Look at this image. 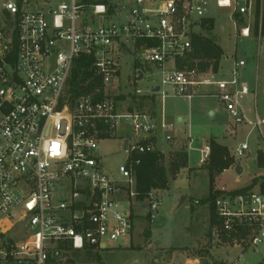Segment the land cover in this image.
Listing matches in <instances>:
<instances>
[{
  "label": "built area",
  "instance_id": "obj_1",
  "mask_svg": "<svg viewBox=\"0 0 264 264\" xmlns=\"http://www.w3.org/2000/svg\"><path fill=\"white\" fill-rule=\"evenodd\" d=\"M108 4L0 0V233L7 221L11 224L7 231L18 226L27 234L21 246L0 247V263H64L66 249L105 250L110 243L130 238L134 167L142 155L155 151L150 141L155 125L147 114L120 111L113 99L112 86L120 81L124 55L133 58L127 72L133 96L155 94L154 87L144 93L139 86L149 80L141 68L145 66L159 76L156 94L161 98L213 97L234 125L245 123L258 131L264 126L255 106L252 122L240 104L249 93L245 86L238 89L236 82L244 61L234 62L230 81L216 80L196 65H176L191 51V37L203 33V22L213 19L206 17L210 6L229 10L237 35L258 45L264 36V0ZM236 16L244 19L243 26L236 24ZM82 55L92 58L91 71L101 86L71 99L67 82L73 62ZM200 87L212 92L201 94ZM122 123L128 126L120 146L125 160L114 180L103 170L100 145L115 137ZM159 127L170 130L171 124L162 121ZM247 150L246 143L239 144L235 160ZM199 154L198 164L208 161L209 145ZM123 192L127 202L119 200ZM146 203L152 220L162 199L151 191ZM213 203V244L242 253H258L264 247V194L221 191ZM240 257L241 253L236 261Z\"/></svg>",
  "mask_w": 264,
  "mask_h": 264
},
{
  "label": "rangeland",
  "instance_id": "obj_2",
  "mask_svg": "<svg viewBox=\"0 0 264 264\" xmlns=\"http://www.w3.org/2000/svg\"><path fill=\"white\" fill-rule=\"evenodd\" d=\"M206 17L214 19V28L210 32V37L220 46L223 54L218 70L207 69L203 72L207 75L214 74L216 80L230 81L233 62L244 61L246 66L238 71L236 82L238 89L245 86L249 93L240 101L241 107L249 121L254 120V104H256L259 117L264 118L261 109L264 102V36L261 37L262 40L258 45L239 37L229 18V10L226 9L218 10L210 6ZM235 18L238 26L245 24L241 17L236 16ZM132 62L133 58L129 55L121 58L120 81L118 85L112 86L113 96L127 97L122 102H116L120 111L127 110L130 106L128 95H132L133 90L128 85L127 72ZM141 68L144 72L148 70L145 66ZM154 83L160 84L159 76ZM139 86L146 93L149 84L141 82ZM208 90L210 88H199L201 94H207ZM156 106L158 112L163 111L164 118L167 112V117L169 116L167 124H171V128L163 130L157 127V143H154L152 139L150 141H153L155 151L163 154L166 168H168L169 161L179 153L185 155V165L175 178H170L167 190L156 191L162 199V204L157 215L149 223L144 222V218L141 221L135 219L134 215L132 216L134 230L131 243L127 238L117 240L108 244L107 249L97 251L98 261L80 254L79 258L74 257L75 264H181L183 260V264H190L187 259L193 258L188 255L192 253L191 247L194 242L199 243L200 246L209 245L211 258L215 261L228 258L230 262L235 260L236 264H264V247H260L258 253L248 251L245 255H241L239 261H236L237 251L231 253L232 248L213 244L211 228L209 231L208 207L194 204L205 199L209 193V177L206 170L208 161L198 164V160L199 149L209 145L211 140L226 146L232 156L239 144L246 143L248 146L245 155L236 160L240 164L241 173L237 175L235 171H232L227 175L216 177L211 195L221 191L231 192L244 188L251 184L252 179L264 177V169L256 166V151L259 149L258 151L264 152V126L260 131L245 123L233 126V122L229 120L222 105L215 98L208 96H195L190 100L158 96ZM147 110L137 112L146 114ZM159 123L158 121L157 124ZM126 129L128 130V126L122 123L118 127L116 136L109 141L101 142L100 145L103 170L114 180L119 178L117 168L125 160L120 146L121 135ZM166 134H170V140L164 138ZM188 137L196 139L197 142L190 145L191 140ZM253 158L255 164H253ZM256 189L257 187H254L252 191ZM125 193L123 192L120 198L127 202L128 198ZM130 201L128 207L131 211L133 206L132 214L141 215L143 211L137 210L138 205L132 203L134 200L130 199ZM191 205L197 207H194L196 210L193 212L190 211ZM145 211L147 212L146 206ZM145 229H150L148 238L144 236ZM26 235L21 228L16 226L11 236L0 235V247L6 250L8 247L9 249L16 248V243ZM184 247L190 249L188 251L173 250ZM0 264L14 263L2 261Z\"/></svg>",
  "mask_w": 264,
  "mask_h": 264
},
{
  "label": "trees",
  "instance_id": "obj_3",
  "mask_svg": "<svg viewBox=\"0 0 264 264\" xmlns=\"http://www.w3.org/2000/svg\"><path fill=\"white\" fill-rule=\"evenodd\" d=\"M91 0H88L90 2ZM96 3H103L109 6L108 0H95ZM214 20L209 19L203 23L202 30L205 31V35L196 34L191 37V51L186 55L185 59L177 60L176 65L178 68L182 64L187 65L188 67L197 66L200 71H205L207 69L217 70L219 61L222 57V49L217 45L213 39L210 37V32L214 28ZM92 58L88 56H80L73 62L71 73L67 82L66 94L69 98L74 99L82 95L91 94L94 89L101 86V81L99 78L95 77L91 71ZM101 98V95H98ZM127 97L124 96H114L113 99L115 102L124 101ZM130 106L127 108V111H141L143 103H146L148 99L146 98H136L133 95H128ZM148 103V102H147ZM165 158L163 154L159 152L146 153L140 157V164L135 166V200L139 202L145 201L147 207L146 198L151 191L157 190H167L169 185L170 178H175L179 171L183 168L186 163L185 155L179 153L168 163V168L164 165ZM236 163L235 158L229 153V150L216 141L211 140L209 142V157L208 165L206 167L207 174L209 177V193L208 196L194 203L196 206H205L207 205L209 210V231L212 228L213 224L216 222L215 216V207H214V198L218 193L211 195L212 185L217 176L222 172L227 170L230 167H234ZM256 166L260 169H264V152L257 151L256 154ZM254 187H257L256 191L264 194V177L259 179H252L251 184L234 190L235 194L238 193H247L251 192ZM193 206V207H192ZM191 205L190 211H195L197 207ZM146 223L150 220L149 214L144 217V222ZM144 236L148 238L150 236V229L144 230ZM189 247L173 249L188 251ZM8 250L9 247H8ZM67 260L62 262L48 261L47 264H75L74 257L85 255L86 258L95 259L98 261L97 251L84 250V251H71L66 249ZM191 255L188 257L199 258L201 261H207L208 264H226L225 262H211L212 258L210 256L209 245H201L194 242L191 247ZM95 252V253H94ZM200 261V262H201Z\"/></svg>",
  "mask_w": 264,
  "mask_h": 264
},
{
  "label": "crops",
  "instance_id": "obj_4",
  "mask_svg": "<svg viewBox=\"0 0 264 264\" xmlns=\"http://www.w3.org/2000/svg\"><path fill=\"white\" fill-rule=\"evenodd\" d=\"M250 42V41H249ZM222 58V57H221ZM221 60V59H220ZM234 62H237V61H234ZM234 62H233V64H234ZM219 63H220V61H219ZM245 66H246V63H245ZM244 66V67H245ZM218 67H219V64H218ZM217 67V68H218ZM243 68V67H242ZM241 68V69H242ZM218 70V69H217ZM240 70V69H239ZM147 77H149V80H147L146 82H148V84H149V86H148V88H151V87H154V92H155V94H153V95H151V96H142V97H136V98H146V99H148V101H146V103H143V106H142V108H141V111H145V109H148L147 111H148V113H146L147 115H149L151 118H152V120H153V123H154V125H155V132H154V135H152V137L150 138V140L152 139L153 141H154V143L156 142L157 143V139H158V131H157V127H159V124L162 122V121H164V122H166V123H169V116L167 117V112H165V118L163 117V111H160V112H158L157 111V106H156V104H157V98H158V94H156V92H157V90H158V87H159V85L158 84H156V83H154V81H155V79L158 77L157 75H156V72H155V70H152V69H150L149 67H148V70H147ZM147 88V89H148ZM204 88H210V87H204ZM207 90V89H206ZM167 91H169V89L167 88ZM212 92V89L210 88V90H208L207 91V94H209V93H211ZM209 97V96H208ZM148 102V103H147ZM249 105H251V103H249ZM255 105V109H256V104H254ZM263 107H264V102H263V104L261 105V109H262V111H263ZM143 109V110H142ZM257 111V110H256ZM210 116H212L213 117V114L212 113H210ZM160 122L159 124H157V122ZM180 121V119L178 120V122ZM233 126H235L234 124H233ZM167 135H169L170 136V134H166L165 135V137L167 136ZM123 135H121V137H122ZM164 137V138H165ZM174 138H176V137H174ZM177 138H183V137H177ZM188 138H190V140H191V144L192 145H194V143L195 142H197L196 141V139H193L192 137H188ZM152 141V142H153ZM217 142V141H216ZM218 143V142H217ZM190 144V145H191ZM219 144V143H218ZM221 145V144H220ZM222 146H224V145H222ZM226 147V146H225ZM191 148H192V146H191ZM227 148V147H226ZM228 149V148H227ZM229 150V149H228ZM259 150V149H258ZM257 150V151H258ZM256 151V152H257ZM256 154V153H255ZM253 164H255V160H254V158H253ZM241 168V167H240ZM232 171H234V168L233 167H230V168H228L227 170H225L224 172H222L219 176L221 177V176H223V175H227V174H229L230 172H232ZM219 176H217V178L219 177ZM216 178V179H217ZM119 200H121V201H123L121 198H120V196H119ZM185 200V199H184ZM130 203H131V201H130ZM133 204H137L138 205V208H137V210L139 211H143L142 212V214L141 215H137V214H132V211H133V206L131 207V217L133 216L135 219H140L141 221L143 220V218H144V216L148 213V212H146L145 211V201H143V202H139V201H137V200H135L134 199V201L132 202ZM139 206H140V208H139ZM134 212V211H133ZM133 217H132V220H133ZM11 224L9 223V222H7V221H3V228H4V231L3 232H1L0 233V235L1 236H4V235H9V236H11L12 234H13V230H9V231H7L6 230V228L7 227H9ZM133 230H134V223H133ZM132 233H133V231H132ZM10 239H11V237H9ZM128 239H130V243H131V240H132V234H131V236H130V238H128ZM27 240V237H21L20 238V240H19V242L18 243H16V244H18V245H22L23 243H24V241H26ZM171 249H173V248H171ZM234 251H237V256H236V260H237V258L240 256V253H241V255H245L248 251H245V252H241L239 249H235V248H232L231 249V253H233ZM211 256V255H210ZM191 258V257H190ZM241 258V257H240ZM184 261V260H183ZM182 261V263L181 264H183L184 262ZM187 261H189L190 262V264H200V259L198 258H192V259H187ZM199 261V262H198ZM211 261H213V262H216V263H219V262H225L226 264H236L234 261V263L233 262H230L229 260H228V258H226V259H223V260H221V261H215V259H212Z\"/></svg>",
  "mask_w": 264,
  "mask_h": 264
},
{
  "label": "water",
  "instance_id": "obj_5",
  "mask_svg": "<svg viewBox=\"0 0 264 264\" xmlns=\"http://www.w3.org/2000/svg\"><path fill=\"white\" fill-rule=\"evenodd\" d=\"M108 3H111V0H108ZM263 115H264V107H263ZM127 141H124V147L126 146ZM234 171L237 175H239L241 173V169H240V164L238 163V161L236 162V165L234 167ZM200 264H208L207 261H201Z\"/></svg>",
  "mask_w": 264,
  "mask_h": 264
},
{
  "label": "clouds",
  "instance_id": "obj_6",
  "mask_svg": "<svg viewBox=\"0 0 264 264\" xmlns=\"http://www.w3.org/2000/svg\"><path fill=\"white\" fill-rule=\"evenodd\" d=\"M100 10H102V9H100ZM52 152L56 153V145L55 144H53V146H52Z\"/></svg>",
  "mask_w": 264,
  "mask_h": 264
}]
</instances>
